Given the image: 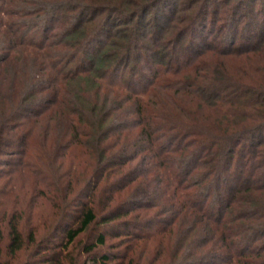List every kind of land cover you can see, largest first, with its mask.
<instances>
[{"label": "trees", "instance_id": "trees-1", "mask_svg": "<svg viewBox=\"0 0 264 264\" xmlns=\"http://www.w3.org/2000/svg\"><path fill=\"white\" fill-rule=\"evenodd\" d=\"M249 1L0 0V264H264V16L254 3L240 12ZM125 61L126 84L140 63L151 74L141 95L125 89L136 135L114 130L117 94L105 107L95 93L88 111L63 104L65 81L104 83ZM152 88L164 93L141 100ZM57 105L55 142L30 156L34 122ZM68 116L93 121L85 130ZM74 146L88 169L64 165ZM38 198L53 216L43 235L25 220ZM145 228L175 232L168 254H131ZM91 232L88 257L68 258ZM107 236L127 252L101 253Z\"/></svg>", "mask_w": 264, "mask_h": 264}, {"label": "rangeland", "instance_id": "rangeland-1", "mask_svg": "<svg viewBox=\"0 0 264 264\" xmlns=\"http://www.w3.org/2000/svg\"><path fill=\"white\" fill-rule=\"evenodd\" d=\"M253 1V2H252ZM250 3L245 4L242 6V8H240V12L246 11L248 8L250 7L253 3H254V11L256 12L255 18L254 20H259L262 19V17L264 16V12L263 13H259L258 14V8L260 7L259 5L261 4L262 0H252ZM248 13V11H247ZM211 24L208 23L207 24V28L208 30L211 29ZM213 34V33H212ZM211 36H209L210 38ZM19 55V57H22L24 54L23 53H17ZM52 55H59L56 54L54 52H52ZM25 58V56L23 57V59ZM42 59V58H40ZM239 60H241V58H238ZM165 61V60H164ZM113 58H111L110 60V65L113 64ZM23 63V62H21ZM162 66H163V61L161 62ZM133 63L131 62H123V64H119L120 65V69L119 71L115 72L114 74H110L109 76H107L106 78L110 79L111 82L113 83H119L121 84L123 87L125 88H117V87H113L109 84H106V78L104 79V81L106 82H100L99 83H89V81L87 79H81V81L79 82V84H76L72 81H65L66 84H63L64 88H71V90H69L68 95L64 94L63 96V104H65L69 110H82V111H88L89 108L91 107V105H93L94 103V99L96 97L95 93H98L99 98V105L100 106H104L107 107L108 105L111 104V97L114 96V94H117L120 98V102H121V109L117 112L118 116H120L121 118L118 119L120 121H116L114 125V130L116 129V123L120 122L121 125L123 124L124 126L121 128H118V130H122L125 132V134H129V136H133L136 135L138 133V129L139 127L136 126L135 122L137 121V113L133 112L135 111V106L134 104L132 105V99L126 100L128 95V91H126L125 89L129 90H133L136 89L138 91V93L134 92L135 94L141 95V91L142 89H144V87H148L147 85V79H151V74L148 72L149 70H147V68H145L146 66L143 65L142 63H140L137 67L139 72L136 73H132L131 72V80L128 79V84H126L124 82V80H127V76L130 72V67L132 68ZM22 65V64H19ZM134 65V64H133ZM12 67V65H11ZM20 69L23 68L22 66H19ZM8 78H11V73H9L7 75ZM169 77V76H167ZM8 79H4V81L1 82L0 84V88L1 90H4L7 87V83H8ZM91 82V81H90ZM61 83V82H60ZM69 84H71V86H69ZM76 84L77 85V90L73 91V85ZM150 93L146 94V95H142L139 96L141 100L145 101H149L153 98L152 93H156L158 95H160L161 93H164L163 90L159 89V88H152L150 89ZM153 93V94H154ZM104 94H108L107 96L109 97L108 101H103L102 97L104 96ZM95 95V96H94ZM60 97V98H59ZM58 99H61V93L59 92L58 95ZM104 103V105H103ZM58 105L55 108H52L51 111L46 112V116L39 120L36 121V123L34 122V129L32 131V135H31V146H30V156H34L33 154H36V149L39 148L40 143L44 142V144H46L47 146L52 145V142L54 143L56 140V135L58 133V129L57 128V114L60 111V108L57 109ZM56 114V115H54ZM55 116V118H54ZM72 121L75 122L76 126H78L80 129H85L88 130V126L87 124H89V122L93 121L92 119H87L85 118L84 122L78 121L75 116H68ZM62 119L59 120L58 124L60 123ZM90 129V128H89ZM69 130H65V133H68ZM91 131V129H90ZM80 139L85 140V141H89L88 143H90L92 141L89 140V138L85 137V136H80ZM85 148L83 147H72L70 148L69 151H67L66 157L64 158V165L68 166V165H72L74 166V169L77 171H83L88 169L87 167H85L84 165L86 164V161L88 162L90 160V155L88 153V151L84 150ZM135 161H133L131 163V165H134ZM26 176H28L26 173L25 175H21L15 178L16 181V190L18 192V196L19 197H24L25 196V189H27L28 186V180H26ZM14 181V182H15ZM6 183V181H1V184ZM25 188V189H24ZM17 194L12 193L11 196L8 194L7 196L4 197V206H9L11 204V198L13 195ZM32 216L30 217V219H25L27 224L28 223H33L36 226V230L38 231V233L40 235L46 234L47 233V224H49V221H51V219H53L52 216V209L50 206L49 201H47L44 198H38L36 200V202L32 205ZM142 232H146V236L144 237V240H141L140 244L137 245V247H135L132 251L131 254H133L136 258H140L143 259V261L147 262L148 260L152 259L156 254H158V252H161L162 249V255L164 254H168L171 250V247L174 246V242H175V232L169 233V232H165L163 234H156L153 232V230H150L148 228H145L142 230ZM93 232H91L90 234H83L81 236H79V238L76 240V242L74 243V245H72V247H70V252L66 253V255L68 256V258L70 257H75L78 256L79 259H83V258H87L88 256L85 255L84 253H82V244L89 241L93 236L92 234ZM60 237H57L56 239L59 241ZM106 244L107 246L104 247L100 252L103 253H107L109 255H118L119 253H126L127 250L124 247V244H122V241L120 240V238H113L111 236H107L106 238ZM115 241V242H114ZM111 242L115 243L114 246H111ZM68 250V249H67ZM99 252V253H100ZM65 253V251H64ZM118 253V254H117ZM129 253V252H128ZM117 261V260H116Z\"/></svg>", "mask_w": 264, "mask_h": 264}]
</instances>
